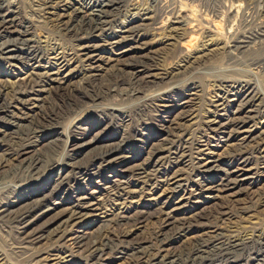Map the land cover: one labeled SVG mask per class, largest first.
<instances>
[{
    "label": "bare ground",
    "instance_id": "bare-ground-1",
    "mask_svg": "<svg viewBox=\"0 0 264 264\" xmlns=\"http://www.w3.org/2000/svg\"><path fill=\"white\" fill-rule=\"evenodd\" d=\"M9 1H12V7L5 8V3ZM203 2L34 0L33 12H37L38 20L43 18L44 21L48 20L57 25L59 39L56 41L53 37L54 41H49L38 39L34 35V23L23 15L24 7L21 9L16 0H0V66L6 70L4 73L0 72V75L7 79L0 82V173L7 170L5 175L0 176V182L10 178L11 183L15 185V190L5 188L0 193V227H7L8 236L11 237L8 246L5 244L6 250L0 251V264L9 263L7 261H11V257L30 264H78L72 253L67 251L70 249L68 241H73L76 247L81 249V259L84 258L86 264H105L108 261L105 257L108 255H130L128 264H215L218 260L227 264H244V259L238 262L233 260L240 251L252 255L254 261L251 264H264V229L258 231V226L248 228L259 234L253 233L245 239L235 238L230 242L224 240L223 232L219 228H215L202 236L205 242L214 241L212 244L198 243L189 254L178 255L169 250V232L174 229L177 234L182 235L190 230L186 219H179V209L166 211L164 205L163 208L158 207L155 210L148 208L147 211L137 212V218L130 220L131 222H123L131 215L125 217L129 210L138 205L135 201L137 194L151 188L148 199H151V202L159 201L160 197L174 190L173 186H179L181 182L191 178V172L185 173L187 167L184 170L180 168L182 164L190 163L188 161L191 159L188 158L194 157L193 162L195 161L199 169L213 164L219 155L214 147H226L225 151H230V158L237 163V170L233 173L243 171L255 154L256 158L264 163V104L261 101L263 95L253 92V83L248 78H239L254 73L263 74L264 77V0H220L215 5ZM188 20L191 22L187 23ZM201 22H205L207 33L205 32L206 37L200 52L193 55V47L199 38L197 32L203 25ZM38 24L40 26L43 22ZM157 36H163L162 39L170 42L169 46L183 49L181 64L184 68L188 66L185 69L188 71L192 62L206 60L212 53L226 54L228 62L219 69L220 75L217 77V87L219 91H224V94L215 97L219 100L211 102L210 109L205 110L204 107L198 110L191 96L196 99L202 85H198L196 79L191 80L190 98L177 100L181 112L175 133L170 139L161 141L154 150L150 149L152 151L148 152L149 158L145 163L131 165L127 169L128 178H138V184H132L129 179L116 181L118 185L114 187L118 188L113 194L115 206L117 201H122L116 206V210L107 209L101 212L104 202L102 198L96 197V191L80 192L70 204L62 208L64 202H54L52 190L49 195H41L22 209L13 211L12 207L18 202L27 200L36 185L29 179L39 173V170L52 169L59 178L58 189L61 190L99 176L102 170L112 166L124 155L127 141L134 133L120 143H111V140L108 143L104 140L106 145L86 157L91 161L87 163L79 160L74 163L86 147L95 146L101 140L94 136L90 138L91 132L84 133L80 130L87 120L104 116L114 117L134 108L139 110L143 105L150 106L171 98L177 99L181 95L177 85L167 92L157 90L146 94L153 87L186 76V71L180 72L178 68L171 69L161 64V54L159 55L158 50L151 51L155 48ZM17 44L25 49L21 55L16 53ZM144 52L148 53L135 57V61H130L131 63L125 66L114 65L122 56L131 53L140 55ZM16 62H22L21 72L12 71ZM10 77L14 81H8ZM72 79H78L74 86L70 84ZM260 83L262 84L261 81ZM126 85L134 87L136 94L122 98L120 89ZM119 98L133 103L120 109L107 103ZM47 106L49 108H46ZM231 107L235 109L234 112L230 110ZM191 125H199L207 135L199 140L194 136ZM61 129H65V132L60 133ZM59 135H65L67 139L61 153L52 152L46 155L37 149L44 140ZM135 135L137 136V133ZM211 139L216 145H212ZM75 141L79 144L77 147L72 145ZM249 143L254 144V148L247 151L243 146L246 147ZM22 158L25 159L20 162L21 165H16L8 171L7 164L10 161H19ZM164 165H167V170L171 172L161 169L149 172L151 167ZM47 175L46 177L51 176ZM231 175L232 173L227 174V179L220 177V187L208 191L217 194L231 193L238 183L230 181ZM200 190L196 185L187 186L183 199L195 196ZM183 199L174 200L171 206H178ZM261 199L264 203V196ZM255 200L259 202V199ZM251 208L252 205L243 207L239 212L249 213ZM101 218L111 219L115 226L120 228L125 225L126 228L96 234L94 240H89L85 235L72 239L74 228ZM38 222L41 223L32 228ZM152 222L153 229L148 233L146 240L138 243L136 235L139 234V229ZM37 245L40 246L36 247ZM254 246H258L259 250L255 251ZM209 253H215L216 256L210 257Z\"/></svg>",
    "mask_w": 264,
    "mask_h": 264
},
{
    "label": "rangeland",
    "instance_id": "rangeland-1",
    "mask_svg": "<svg viewBox=\"0 0 264 264\" xmlns=\"http://www.w3.org/2000/svg\"><path fill=\"white\" fill-rule=\"evenodd\" d=\"M16 1L19 3L20 8L24 7V9L21 8V9H23V11H22L23 15L26 16V18H28L29 20H32V21H30L31 23H34V26L32 24V26L34 27L32 29V31L35 32L34 35L38 39H48L49 41H54L53 37H55L56 38L55 40L58 41L59 32H58V28H57L56 23H54V22L51 23L48 20H46V21H48V22H46L42 18L41 21L43 22V24H41L39 26L38 22H41V21H39L37 18V14H36L37 12H33L34 11V9H33V1L34 0H16ZM201 1H204L203 3L207 2V3L215 5L220 0H217V1L216 0H201ZM11 2L12 1H9V3H5V8H11L12 7ZM20 3L22 6L20 5ZM45 22H46V24H45ZM188 22H191V20H188L187 23ZM201 23L203 25H201L202 27L199 26V28L201 27L202 29L200 28V30L197 32L198 33L197 35H199L198 36L199 38H197L198 42L196 41V44L194 45L193 51L191 53L193 55L200 52L202 45H204V38L206 37L207 29L205 28V25H204L205 22H201ZM43 25H44L45 29L42 28ZM52 25H54L56 27H54ZM34 29H36V30H34ZM50 33H51V35H50ZM43 35L45 38H43ZM162 38H163V36H161V37L157 36L156 39L154 38L156 40V41L154 40L156 45H155V48H153L151 51H154V50L157 51L158 50L157 52H160L159 55L161 54L160 55L161 56V62H162L161 64H165L164 66L171 67V69H174V67L178 68V69H180V72L184 71V73H185V71H186V73H185L186 76H181V77L176 78V80L174 79L173 81L166 82L165 84H162L160 86L153 87L152 89L148 90V92H146V94L147 95L149 93L151 94V93H153L152 91L157 92V90L158 91L161 90L162 92H167L170 88L177 85V86H179V89H180L179 91H180L181 95L179 97H177V99L171 98L165 102L152 104L150 106L143 105L144 107L142 106V108L139 110H136L137 108H134L130 112L127 111L124 113H119L117 116H114V117L104 116L103 118H100V117L99 118H90L89 120H87L85 122V125L82 126L80 130H82V132H84V133L85 132H91V134L89 135L90 138L94 136V137H97L98 139L100 138L101 140L95 146L86 147L83 150L81 156L80 157L77 156V157H79L77 159V161H73L74 163L78 162L79 160H83L82 162L88 163L91 160L87 159L86 157L90 156V154L92 155V154L98 152L99 149H101L104 145L107 144L106 142L109 143V141L111 140V143H112V141H115L116 143L117 142L120 143L121 140H123L125 137H127V136L130 137L134 133L132 135V137L127 141V145H126L127 149L125 150L124 155L119 160H117L112 166H109L106 170H102V172L100 173L99 176H94L93 178H89L90 180L88 179L84 182H78L72 186L64 187V189H61V190L58 189V184H59L58 179L59 178L57 177V174L52 172L53 171L52 169L43 168V169H41V171L39 170V173L36 174L37 177L35 175L34 177H30V179H29V181H31V182L34 181V183H36V185L31 190V193L28 195L27 200L18 202L16 206L12 207L13 211H18V210L22 209L23 207H25L26 205L32 203L33 200L39 198L41 195H49L53 191H54V193L52 195V196H54L53 201L56 203H58L60 201L64 202L63 203L64 206H62V208H65L68 204H70L73 201V199L77 196L78 193H80V192L90 193L92 191H96L98 194L96 197L102 198V200L104 202V205L102 207L103 211H101V212L107 211V209L109 211H113L114 209L116 210V208H117L116 206L118 204L122 203V201H119V202L117 201L116 206H115L113 194H114V191L116 190V188H118V187H114V186L118 185L117 182H119L120 180L125 181V180L129 179L126 171L128 168L131 167V165L133 166L136 164L145 163L149 158L148 152H151L152 150L157 148V146L160 144L161 141L163 142L164 140L170 139L171 135L175 133V130L178 126L177 124L180 121V112H181V107L178 105L177 100L179 98H182V99L190 98L189 96H191V95L189 93H190L191 89L189 88V86L192 83L191 80L196 79L195 81L197 82V84L202 85V88H200V92H198L196 95V99H195V96H191V99L193 100V98H194V100H195L194 105H195L196 109H198V110L200 108L204 109V107H205V110L210 109L211 102H213V101L217 102L219 100L215 97H217L220 94L223 95L224 91H219V89L217 87L219 85V81H218L219 78H217V77H219V75H220V73H218V72H219L220 68H222L225 64H227L228 56H225L226 54L223 55L221 52L220 53L219 52L212 53V56L206 58V60H203V61L201 60V61L194 62V63L192 62V64L190 65L191 69L189 68V71H188V70H185L186 68H188V66L186 68H184V67H182L183 64H181L182 56L184 53V51H182L183 49H181L180 47H178V49H175V47H173L171 45L169 46L168 44H170V42L167 40H164ZM16 46H17L16 48L18 49V50H16L17 55H21V53H23V51L25 49L22 48V46H20L19 44H17ZM180 50H181V52H180ZM146 53H148V52H144L143 54H140V55H138L137 53H131L127 56H124V57L122 56L120 58L121 60L118 59V62L115 63L114 65L125 66V65L135 61L134 60L135 57L142 56ZM157 54H155V55H157ZM150 55H153V54H150ZM175 58H176V60H174ZM170 62L172 65L169 64ZM21 63L22 62H20L18 64V62H16V66H15V68H12V71L14 70L15 73L21 72L22 71V70H20L21 69V65H20ZM215 70H217V71H215ZM5 71H6L5 68L0 66V72L4 73ZM202 72L205 74H203ZM189 78H191V79H189ZM239 78H241L243 80L248 78V80H250L253 83V92L255 91L254 93L261 94V96L263 95L261 98V101L264 104V77H263V74L254 73L253 75L244 76V77L242 76ZM8 79H9L8 81H14L12 77H10ZM3 81H7V79L0 75V82H3ZM260 81L262 82V84L260 83ZM77 82H78V79H72L70 81V84L72 86H74ZM209 86L211 88H209ZM127 87H128V89H127ZM129 89H131V90H129ZM211 89H213V90L211 91ZM125 90L127 93L125 92ZM262 91H263V93H262ZM120 92H121L120 97L123 96L124 98L126 96H133V94H136L135 88L130 87L129 85L122 87L120 89ZM128 92H129V94H128ZM205 99H207L206 102H205ZM215 99H217V100H215ZM107 103L112 107L120 109V108H124V107L132 104L133 101H131V102L122 101L119 98V99L110 100ZM46 108H49V106H47ZM152 108H154V110ZM230 110H232L233 112L235 111V109L232 107ZM133 118H135V119H133ZM81 119H83V117ZM260 122H261V120H260ZM198 126L191 125V130L194 132V136L196 138H199V140H200L202 137H205L207 134L205 133V130L202 127L199 128ZM64 132H65V129H61L60 133H64ZM80 133H81V131H80ZM136 133H137V136L135 135ZM48 134H51V133H48ZM66 142H67V139H66L65 135L64 136L59 135V136L51 138L47 141L44 140L40 145L37 146V149L41 150V152L46 154V155H49V153H52V152L61 153V151L66 146ZM211 143L213 146L216 145V142L214 140H212ZM72 145H73V147H74V145H76L75 147H77L79 144H77L75 141L72 143ZM253 145L254 144L249 143L246 146L247 148L245 146H243V148L247 149V151H248V150H251L254 148V147L252 148ZM150 149H152V150L150 151ZM214 149L217 151V153L219 155H218V157L215 158V162L206 168L199 169L195 165V161L193 162L194 157L188 158V159H191L190 161H188L190 163H188V164L184 163V164H182V166L180 168L182 170H184L187 167L185 169V171H186L185 173L191 172V174H192L190 176L191 178L186 182L185 181L181 182V185H179V186H173L174 190L171 193H169L168 195L160 197L159 201L151 202V199H148V198H150L148 193L150 192L151 188H146L143 192H141L140 194H137L135 197V201L138 202V205H135L134 207H132L129 210V213H127L125 215V217L129 216L131 214L129 216L131 218L126 217L125 221H123V222L125 223L126 221L128 222L134 218H137V212H140L142 210L147 211L148 208L155 210L158 207H160V208L164 207V209L166 211H172L175 208L179 209V211L177 212L179 219L180 218L182 220L186 219V221H187L186 223L190 226V230L184 232L182 235L177 234L176 233L177 230H174V229L171 232H169V237H170L169 250H170V252L172 251V253H175L178 255L179 254H185V253L187 254L188 252L191 251L193 246L198 244V243L199 244H205V245L212 244L214 241H211V242L206 241L205 242V240H203L202 236H204V234H206L208 231L209 232L213 231L215 228H217V229L219 228L223 232L224 240L227 242H230V240L235 239V238L245 239L247 237L252 236L253 233L259 234V232L251 231V229H249L248 226L249 227H257L258 226V229H259L258 231L264 229L263 228L264 227V203L261 202L262 201L261 198H262V196H264V173H263L264 172V163L262 161L258 160L256 158V154H255V156L252 157V161L248 164V166H246V168H244L245 170L242 169L243 171H238L237 173H233L237 170V163H234L233 160L230 158V156H229L230 151L229 150L225 151L226 147H224L223 149L221 147L218 149L214 147ZM59 156H61V155H59ZM24 159L25 158H22L19 161H10L7 164L8 165V171L10 170V168L11 169L13 167L15 168L16 165L17 166L21 165L20 162ZM159 167H157V168L151 167L149 169V172H153V171L155 172V170H159V169H161V170H167L168 169L167 165H164L163 167L161 166L160 168ZM169 171L170 170H167V172H169ZM6 172H7V170H3V172L0 173V176L5 175ZM226 172H227V174L232 173V175H231L232 177L230 178L231 182H236V181L238 182V183L236 182L237 187L235 188V190H233L231 193H226V194H219V193L217 194V192H211V190H215L217 188V186L220 187V184H219L220 179L219 178L223 177ZM227 174H225V176H224L225 179H227L226 178ZM46 175L47 176L51 175V176L46 177ZM31 178L33 180H31ZM8 179H9V181H8ZM137 180H138V178L137 179L134 178V179H129L128 181H130L134 185H137L138 184ZM1 181L2 182H0V188H1L0 193L2 192V189H5V188L10 189L11 191L13 189L15 190V187H14L15 185L11 183L10 178H7V179L1 180ZM6 182H8L9 184L8 183L6 184ZM191 185L192 186L196 185L201 190L195 196L192 195L190 197H187L188 199H183L184 190L187 188V186L190 187ZM244 188L246 190H244ZM208 189H211V190L208 191ZM107 190H109V191H107ZM160 194H161V192L158 193V195H160ZM140 195H141V197H140ZM177 199L178 200L183 199V201L180 202V204L176 207H174V205L171 206L172 202L174 200H177ZM255 199H259V202H258V200L256 202ZM110 200H112V201H110ZM196 200H198V201H196ZM232 200H233V202H232ZM237 205H239V206H237ZM251 205H252V208L249 210V213L244 214V213L239 212V210L242 209L243 207H251ZM179 206H181V207L179 208ZM215 206L217 209L215 208ZM255 209H257V210H255ZM227 210L229 211L228 213L226 212ZM53 214H55V213H53ZM53 214H51V215H53ZM235 214H236V216H235ZM244 216H245V218H244ZM222 219H224V220H222ZM256 220H258L257 221L258 223L256 222ZM191 221H192V223H191ZM40 223L41 222H38L37 224L33 225L32 228L37 227ZM153 223L154 222L148 223L149 225L144 224L143 226L144 227L146 226V227L144 228L142 226L141 229H139L138 233L140 235L138 233H137L138 235H136L137 236L136 241H138V243L144 242L146 240L148 233L151 232V230L153 229ZM123 227L119 228V227L115 226L113 220H111V219L109 220L106 218L105 219L101 218L98 220H93L91 222H87V223L79 226V228H74L72 239H74L76 237H82L85 235V236L89 237V240H91V239H93V237L96 234L107 232V230L108 231L117 230V229L122 230V229L126 228L125 225H123ZM240 228H242V229H240ZM8 231L9 230L7 229V227H2V228L0 227V251H2V252H3V249L6 250V247L8 246V243L11 240V237L8 236L9 235ZM68 245H69L70 249L67 251H70L72 253V255L74 256V259L78 262V264H86L85 263L86 260L84 258L81 259V257H83V253L81 252V249H79L78 246L76 247V245L73 243V241H71V242L68 241ZM38 246H40V245H37L36 247H38ZM254 250L258 251L259 247L254 246ZM129 256L108 255L105 257V259L108 260L105 262V264H128V262L130 261ZM209 256L215 257L216 255H215V253H209ZM11 258H12L11 261H7V262H9L7 264H30L27 261L22 262L17 258H13V257H11ZM240 259L245 260L244 264H251V262L254 261L252 255L246 251H240V252L236 253L235 258H233L234 262H236V261L238 262V261H240ZM217 263L227 264L226 262H224L222 260H218L215 264H217ZM180 264H186V263L182 262Z\"/></svg>",
    "mask_w": 264,
    "mask_h": 264
}]
</instances>
